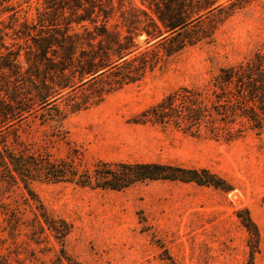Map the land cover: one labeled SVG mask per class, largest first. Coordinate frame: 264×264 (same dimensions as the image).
I'll return each instance as SVG.
<instances>
[{
    "label": "rangeland",
    "instance_id": "obj_1",
    "mask_svg": "<svg viewBox=\"0 0 264 264\" xmlns=\"http://www.w3.org/2000/svg\"><path fill=\"white\" fill-rule=\"evenodd\" d=\"M128 1L141 7V0ZM14 3L16 21L10 13L0 14L6 43L13 42V29L36 17L35 0ZM213 27L209 39L159 61L140 81L99 104L70 113L61 99L62 122L41 124L31 115L4 126L0 141L27 157L68 162L81 172L99 162L204 169L229 190L160 180L110 191L34 177L29 184L34 202L21 184L0 182V264L53 263L61 247L47 229L40 230L42 212L71 226L63 248L72 264H247L248 233L236 217L243 210L259 233L252 263L264 264V131H246L225 143L136 123L145 109L179 87H205L218 67L263 51L264 0L244 5ZM144 39H135L140 50L147 47Z\"/></svg>",
    "mask_w": 264,
    "mask_h": 264
},
{
    "label": "trees",
    "instance_id": "obj_2",
    "mask_svg": "<svg viewBox=\"0 0 264 264\" xmlns=\"http://www.w3.org/2000/svg\"><path fill=\"white\" fill-rule=\"evenodd\" d=\"M35 1V20L13 29V42L6 43L7 35L0 30V131L31 115L41 124L62 122L66 114L61 99L70 113L99 104L140 81L159 61L209 39L216 23L255 0H141V7L128 0ZM18 12L14 0H0V14L10 13L16 21ZM141 35L147 45L143 50L135 42ZM136 123L225 143L246 131L263 132L264 50L218 67L205 87H179L145 109ZM34 177L110 191L160 180L229 190L224 180L204 169L99 162L81 172L68 162L27 157L0 141V182L21 184L35 202L29 190ZM38 216L40 230L47 229L61 247L52 264H72L63 248L71 226L44 212ZM236 217L248 233L247 264H253L258 229L246 210Z\"/></svg>",
    "mask_w": 264,
    "mask_h": 264
}]
</instances>
